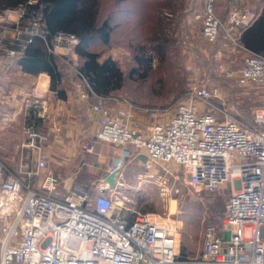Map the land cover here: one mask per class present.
<instances>
[{
	"label": "built area",
	"instance_id": "2783aa9c",
	"mask_svg": "<svg viewBox=\"0 0 264 264\" xmlns=\"http://www.w3.org/2000/svg\"><path fill=\"white\" fill-rule=\"evenodd\" d=\"M38 2L26 0L0 11V28L9 27L28 42L41 38L73 79L83 105L96 115V138L116 146L110 175H118L125 160L144 150L145 169L153 162L174 163L190 187L211 194L230 184V191L221 225L204 228L200 255L182 257L174 229L159 215L116 206L110 182L92 189L76 184L55 196V179L47 175L42 190H36L31 180L45 167L47 135L37 130L35 119L45 116V106L29 95L17 145L26 164L13 172L0 162V264H264V56L240 43L243 30L259 15L257 4L228 0L223 20L216 0H198L199 8L190 12L192 22L200 21V34L218 41L219 53L244 52L243 65L226 74L247 94L260 89L262 103L246 122L228 113L231 105L216 85L192 86L171 109L140 108L95 94L78 67V37L65 31L48 37ZM5 50L9 56L18 53ZM138 118L140 125H131ZM84 148L92 151L93 144Z\"/></svg>",
	"mask_w": 264,
	"mask_h": 264
},
{
	"label": "rangeland",
	"instance_id": "374dc122",
	"mask_svg": "<svg viewBox=\"0 0 264 264\" xmlns=\"http://www.w3.org/2000/svg\"><path fill=\"white\" fill-rule=\"evenodd\" d=\"M217 2L221 9L224 0H216V9ZM121 7L138 12L132 16L116 13L111 20L115 28L109 42L90 47L99 53L100 60L107 56L113 59L123 73L122 86L110 96H121L140 108L171 109L192 86L216 85L231 105L228 113L250 121L251 113L262 103L260 89L247 94L226 74L243 65L244 52L229 49L219 53L218 41L200 34L199 23L190 18V12L199 8L197 0H156L150 5L143 0H100L99 15L105 18L108 10ZM149 8L151 16L146 11ZM21 37L9 27L4 31L0 28V101L10 97L9 88L32 92L31 81L16 64L17 55L9 56L5 50L10 41ZM138 57L144 61L139 63ZM64 73H68L62 72L67 80ZM15 94L12 97L19 98L21 104L24 93ZM20 120L17 115L9 128L0 132V162L13 172L18 171L20 164H26L17 148L22 139ZM153 167L155 171L151 173L153 168L145 169L138 160L128 158L111 186L116 206L141 215H159L158 220L174 229L179 254L199 256L205 226L221 225L230 184L210 194L190 187L177 164L156 162ZM244 235L248 237L249 231L245 230Z\"/></svg>",
	"mask_w": 264,
	"mask_h": 264
},
{
	"label": "crops",
	"instance_id": "0c3cea01",
	"mask_svg": "<svg viewBox=\"0 0 264 264\" xmlns=\"http://www.w3.org/2000/svg\"><path fill=\"white\" fill-rule=\"evenodd\" d=\"M252 1L257 4L260 14L264 0ZM218 5L217 2L216 12L219 16H223L228 0H224V3L220 5L221 9H218ZM19 71L31 81L32 92L21 91L14 87L9 88L8 95L10 94L11 99L9 97L0 101V132L7 130L9 123H12L17 115L21 118L18 124H20V128L21 125L23 128L22 105L24 99L19 104V98L12 97L15 93V96L18 93H24V98L29 95L35 96L44 104L45 116L36 118L35 124L39 132L47 135V140L42 146L46 161L45 167L31 180L34 189L42 190L41 184L47 175L55 179V196L67 193L76 184L89 189L98 184L105 185L106 182H110L111 186L113 183L115 184L114 178L117 175H110L108 169L116 163L113 155L116 146L96 138L95 135L98 131L96 115L83 105L78 92L72 86L73 79L69 78L68 74L65 75L67 80L64 76L62 77L59 88L62 89L64 96L58 97L55 91L50 90V77L46 73L30 74L21 71L20 67ZM140 123L141 119L138 118L137 122H133L131 125H140ZM89 143L93 144L92 151H87L84 148V145ZM130 147L133 148V146ZM132 159L138 160L142 164L146 159L145 151L135 152ZM153 169L151 173H154L155 168L153 167Z\"/></svg>",
	"mask_w": 264,
	"mask_h": 264
},
{
	"label": "trees",
	"instance_id": "16d2710c",
	"mask_svg": "<svg viewBox=\"0 0 264 264\" xmlns=\"http://www.w3.org/2000/svg\"><path fill=\"white\" fill-rule=\"evenodd\" d=\"M25 1L0 0V11L6 8H14ZM38 1V4L42 6L43 28L46 29L47 36L51 37L59 31L74 33L79 40L74 49L78 57V67L92 91L99 96L113 95L111 93L122 86L123 73L113 59L107 56L100 60L99 53L91 50L90 47L97 42L101 44L109 42L110 34L115 28V24H112L111 20L114 19L116 13L132 16L133 14L136 15L138 11L134 12V9L132 10L130 7L111 8L108 10L109 15L102 18L99 15L100 0ZM143 1L150 5L152 1L156 0ZM144 11L140 10L139 12ZM146 11L150 16L152 15L151 8ZM225 14L220 16L222 20ZM195 23L200 25V21ZM26 39L22 36L18 40L10 41L5 48L8 47L18 52L16 64L21 71L30 74L46 73L50 77V90L55 91L58 97H63V91L59 85L62 72L65 71L64 68L58 60L47 53L45 43L41 38L35 37L30 42ZM240 43L244 49L264 56V6L255 21L241 33ZM138 60L139 63L144 61L140 57ZM119 99L129 102L128 99L121 96ZM180 256L184 257L182 254Z\"/></svg>",
	"mask_w": 264,
	"mask_h": 264
},
{
	"label": "bare ground",
	"instance_id": "6f19581e",
	"mask_svg": "<svg viewBox=\"0 0 264 264\" xmlns=\"http://www.w3.org/2000/svg\"><path fill=\"white\" fill-rule=\"evenodd\" d=\"M171 207V206H170ZM173 207V206H172ZM172 207H171V209H172Z\"/></svg>",
	"mask_w": 264,
	"mask_h": 264
}]
</instances>
